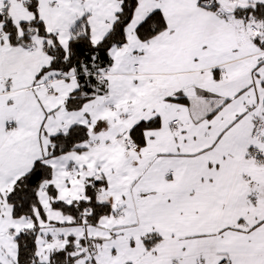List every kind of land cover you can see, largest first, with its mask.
Instances as JSON below:
<instances>
[{
	"label": "snow or ice",
	"instance_id": "obj_1",
	"mask_svg": "<svg viewBox=\"0 0 264 264\" xmlns=\"http://www.w3.org/2000/svg\"><path fill=\"white\" fill-rule=\"evenodd\" d=\"M0 264H264V0H0Z\"/></svg>",
	"mask_w": 264,
	"mask_h": 264
}]
</instances>
